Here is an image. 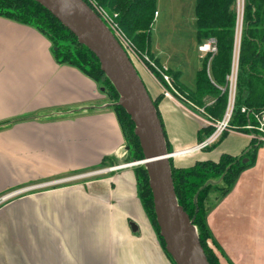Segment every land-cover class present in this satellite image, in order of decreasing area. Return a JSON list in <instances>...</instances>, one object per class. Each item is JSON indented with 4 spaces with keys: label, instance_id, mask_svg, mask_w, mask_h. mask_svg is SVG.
<instances>
[{
    "label": "crops",
    "instance_id": "1",
    "mask_svg": "<svg viewBox=\"0 0 264 264\" xmlns=\"http://www.w3.org/2000/svg\"><path fill=\"white\" fill-rule=\"evenodd\" d=\"M151 57L180 73L186 87L180 66L153 34ZM138 72L153 99L163 94L146 65ZM159 111L174 150L196 147L173 158L179 167L240 156L258 140L229 128L215 142L199 143V131L212 125L204 113L178 97H163ZM128 152L100 83L59 63L37 29L0 17V197L112 168L0 205V264H174L139 196L134 166L122 162ZM207 222L222 264H264V143Z\"/></svg>",
    "mask_w": 264,
    "mask_h": 264
},
{
    "label": "trees",
    "instance_id": "2",
    "mask_svg": "<svg viewBox=\"0 0 264 264\" xmlns=\"http://www.w3.org/2000/svg\"><path fill=\"white\" fill-rule=\"evenodd\" d=\"M84 1L94 11L101 10L108 15L117 25L119 32L131 42L139 59L143 60L145 56H148L153 60L151 34L157 12V0ZM0 17L33 27L43 33L51 41L59 63L76 67L97 82L104 78L103 81L109 86V88L104 86V89L109 90L117 100L119 99L112 83L102 72L96 56L79 43L77 37L41 4L34 0H0ZM196 24L199 46L213 40L217 46V52L203 55L200 59L201 67L197 72L194 91H188L180 84V73L168 70L167 74L171 78L172 85L179 93L184 94L182 100L189 103V106L204 108V114L211 124L222 121L229 105L230 77L235 64V52L240 34L236 96L230 125L235 131L250 133L246 126L256 125V114L264 111V0H243L242 12L240 0H196ZM116 38L121 43L118 36ZM68 40L74 48L69 49L61 44ZM123 48L135 66L132 54L124 46ZM154 62L162 69L157 61L154 60ZM136 70L138 72L137 68ZM152 71L157 79H161L157 71L153 68ZM163 97L164 94H161L153 102L164 129L168 149L173 151L169 148L164 122L159 111V102ZM116 107L118 112H115L127 145L131 150L132 147L137 149L138 161L143 160L144 155L135 134L134 123L122 107L118 104ZM243 108L246 109L245 113L242 112ZM214 130L212 125L202 128L198 134L199 143L209 138ZM131 139L132 145H130ZM261 143L259 140H253L250 148L240 156L224 154L218 161H197L186 167H177L174 159L170 160L178 204L193 221L210 264H220V262L213 249L207 244L209 238L215 246L219 247L207 223V216L217 204L209 203V195L213 190L220 191L218 202L228 194L236 185L240 174L253 164L256 150ZM141 171L144 185L139 196L165 250V244L156 223L149 177L146 168ZM220 178V183H212ZM166 254L168 255L167 252ZM168 257L174 263L169 255Z\"/></svg>",
    "mask_w": 264,
    "mask_h": 264
},
{
    "label": "water",
    "instance_id": "3",
    "mask_svg": "<svg viewBox=\"0 0 264 264\" xmlns=\"http://www.w3.org/2000/svg\"><path fill=\"white\" fill-rule=\"evenodd\" d=\"M34 1L46 8L96 56L102 72L119 96L118 105L134 123L144 158L133 164L146 168L156 223L168 255L175 264H210L193 221L178 204L170 163L174 157L196 147L180 151L168 149L156 106L130 57L84 0Z\"/></svg>",
    "mask_w": 264,
    "mask_h": 264
},
{
    "label": "rangeland",
    "instance_id": "4",
    "mask_svg": "<svg viewBox=\"0 0 264 264\" xmlns=\"http://www.w3.org/2000/svg\"><path fill=\"white\" fill-rule=\"evenodd\" d=\"M240 8L242 12L243 0H240ZM156 10L159 16L158 19L155 20L152 28L154 41L160 42V44L162 45V47H164L168 55L172 56L173 62H175L180 66L183 76L182 81L185 84L186 89L188 91H190V89L194 90L196 86L197 72L201 67L200 59L203 57V54L199 51V42L197 38L196 0H157ZM61 44L69 49L74 48V45L70 42V40H68L67 42H62ZM238 45H239V41L237 43V46ZM132 58L136 68L141 69L143 62L140 61L138 58L136 59L134 56H132ZM103 79L104 78H102V80L99 81V83L101 87H103L105 99L109 103V107L112 108L114 111L118 112L116 104H118L119 99L117 100V98H115L114 95L109 90L104 89V86H107L108 88L109 86L106 82L103 81ZM151 88L153 92V86ZM169 89L176 95L181 94L174 87L173 88L169 87ZM180 96H181L180 99L184 98L183 97L184 94H181ZM183 103L188 109H190L191 111L197 114H200V112L202 114L204 113V108H192L184 101ZM229 127L231 128L230 124ZM130 142H131L130 145H132L133 144L132 139L130 140ZM128 147L130 151L122 160V162L134 166L139 181V192L142 193V187L144 185V182L142 180L143 173L141 169H145V166L141 164H133V162L139 160L138 158L139 154L137 153V149L135 147L134 148L132 147V150L130 149V146ZM169 148L174 150L171 146H169ZM177 167H179V165ZM221 178L215 179L214 181L212 180L213 181L212 183H220ZM220 195H221L220 191L213 190L209 195V199H208L209 203L211 205L218 203L217 199L220 197ZM207 220H208V216H207ZM207 244L210 248L213 249L214 253L216 254V257L219 258L220 264H222L221 262L222 258H220L221 257L220 254L222 252L219 249V247L215 246L213 244V241L209 238L207 240Z\"/></svg>",
    "mask_w": 264,
    "mask_h": 264
},
{
    "label": "built area",
    "instance_id": "5",
    "mask_svg": "<svg viewBox=\"0 0 264 264\" xmlns=\"http://www.w3.org/2000/svg\"><path fill=\"white\" fill-rule=\"evenodd\" d=\"M96 13L106 23V25L109 27V29L116 36H118L119 40L123 44V45L122 44L121 45L124 46L127 49V51H129L132 54V56H134L136 59L137 58L139 59V57L134 52V49H133L131 42L119 32L117 25L112 22V20L108 17V15H106L101 10H97ZM155 16H158V12H156ZM237 49H238V52H237ZM199 51L203 55L215 54L217 52V46L213 40H210V41L206 42L205 44L199 46ZM238 56H239V45L236 48L235 64H234V68L232 70V74L230 77L228 110H227L222 121L217 122L216 124H212V125H215L216 129L205 144H211V143L215 142L216 140H218L222 136L223 133H225L230 128L229 124H230V121L232 118L234 105H235L237 74H238ZM139 60L142 61L144 65H146L147 69H149L154 76H155V73L152 71V68L160 74L161 79H157L156 76H155V78L161 84V86L163 88L164 97H167V98H175L178 96H179L178 98L181 97L179 94H177L178 95L177 96L176 94H174L169 89V87L173 88V85H172V81H171L170 76L167 74V71H168L167 69H164V68L161 69V68L157 67L155 62L153 60H151L148 56H145L143 60H141V59H139ZM242 112L245 113L246 109L243 108ZM256 120H257L256 125H248V126H246V129L251 131L250 133H251L252 138L258 139L260 142L264 143V111L256 114ZM111 170H112V168L95 170V171H91V172L84 173L81 175H76V176H72V177H68L65 179L56 180V181H52V182H48V183L32 185V186L24 187V188L15 190V191H11V192L4 194L0 197V205H2L3 203H5V202L17 197V196L23 195L25 193H28V192H31V191H34L37 189H42V188H46L49 186H54V185H58L60 183H66V182H70V181H74V180H78V179H82V178L102 175V174L110 172Z\"/></svg>",
    "mask_w": 264,
    "mask_h": 264
}]
</instances>
